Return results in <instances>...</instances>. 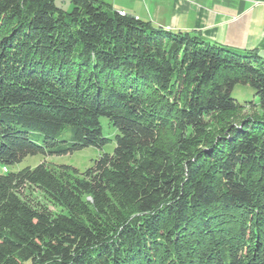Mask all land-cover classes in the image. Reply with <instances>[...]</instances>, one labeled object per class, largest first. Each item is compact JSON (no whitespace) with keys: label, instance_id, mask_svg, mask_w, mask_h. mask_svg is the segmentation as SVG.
<instances>
[{"label":"trees","instance_id":"1","mask_svg":"<svg viewBox=\"0 0 264 264\" xmlns=\"http://www.w3.org/2000/svg\"><path fill=\"white\" fill-rule=\"evenodd\" d=\"M55 1L0 0V165L114 148L2 169L0 264H264V58Z\"/></svg>","mask_w":264,"mask_h":264},{"label":"crops","instance_id":"2","mask_svg":"<svg viewBox=\"0 0 264 264\" xmlns=\"http://www.w3.org/2000/svg\"><path fill=\"white\" fill-rule=\"evenodd\" d=\"M97 1L155 28L193 33L206 42L264 58V0Z\"/></svg>","mask_w":264,"mask_h":264},{"label":"rangeland","instance_id":"3","mask_svg":"<svg viewBox=\"0 0 264 264\" xmlns=\"http://www.w3.org/2000/svg\"><path fill=\"white\" fill-rule=\"evenodd\" d=\"M55 5L64 10L70 11L71 6L68 2L64 0H56ZM127 16V15H126ZM124 17V16H123ZM232 96L244 103L255 102L256 98L254 95V91L249 87H244L237 85L233 92ZM246 114H260L259 110L256 108H250L244 111ZM100 125L102 127V134L104 138L110 139L112 142L103 147L102 149L97 148H86L71 154L61 155V156H43V155H36V156H28L24 158L20 163L6 167V170L11 173H15L21 169L26 167L34 168L42 162H46L47 164H54V165H65L70 166L72 168L77 169L79 172H84L86 169L90 168L93 164V161L96 160L100 154L103 153H112L114 148V136L116 135V131L114 128L109 124L106 118H100ZM63 139H68L70 137L69 128L63 132L62 135ZM2 165H0V174H2ZM23 197L27 200L34 201L35 203L41 204L42 206H46L52 212H58L57 207L52 205L50 202L45 200L42 197V194L37 189L26 188L23 191Z\"/></svg>","mask_w":264,"mask_h":264},{"label":"built area","instance_id":"4","mask_svg":"<svg viewBox=\"0 0 264 264\" xmlns=\"http://www.w3.org/2000/svg\"><path fill=\"white\" fill-rule=\"evenodd\" d=\"M120 16H126V13L124 11H118L117 12Z\"/></svg>","mask_w":264,"mask_h":264}]
</instances>
